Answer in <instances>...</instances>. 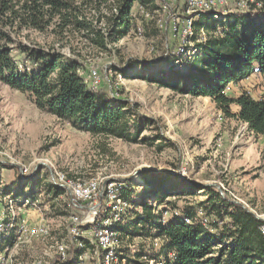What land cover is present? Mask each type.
<instances>
[{"label": "rangeland", "instance_id": "374dc122", "mask_svg": "<svg viewBox=\"0 0 264 264\" xmlns=\"http://www.w3.org/2000/svg\"><path fill=\"white\" fill-rule=\"evenodd\" d=\"M26 1L11 0L21 16L25 15L21 6ZM70 1L79 9V12L70 11L72 15L89 21L97 29L104 28L103 15L110 14L104 4L99 6L96 0ZM228 3L219 9L226 12L225 16L249 11L236 9L234 2ZM171 5L178 18L185 15L184 0H172ZM63 13L69 12L45 11L40 27L17 21L7 30L16 42L76 58L81 66L80 74L89 87L105 98L130 102L152 122L141 130L137 143L92 135L37 109L26 94L0 82V264H69L75 260L78 264H101L106 252L90 231L95 219L85 207L75 209L76 212L68 206L65 189L53 197L52 193L45 194L42 187H38L37 200H17L11 194H2L7 187L15 189L20 181L28 183L32 178L41 186L54 184L50 174L55 172L63 173L68 181L81 183L90 179L101 183L106 180L131 182L136 190L134 198L145 189V179L153 175L169 177L166 185L176 190H187L188 185H195L193 194L168 196L163 205L152 201L157 210L166 209L163 222L184 212H196L203 225L213 221L214 216H206L203 211L208 212V205L204 203L207 194L202 189L205 185L213 186L224 197L264 219V135L253 133L246 123L235 117V104L229 106L227 114L208 97L180 94L141 78L145 69L148 75L158 69L168 70L170 65L182 73L188 69L186 57L182 62L176 61L181 55L177 53L181 36L162 21L168 15L167 10H155L149 16L150 13L142 14L135 5L132 14L136 27L119 40L107 43L106 49L92 43L85 36L86 30L71 23L63 25ZM201 14L195 21L202 20ZM218 33V29L205 31L195 25L192 46L200 48L197 47L200 42ZM165 52L178 57L168 62L162 57ZM22 57V54L17 57L20 68L23 67ZM243 81L230 84L226 93L233 96L246 92L254 99L264 98V77L258 75L253 80ZM4 164L14 167L7 168ZM181 176L186 178L182 180ZM32 182L22 184L28 185L21 188L23 193L30 191ZM130 208L129 204L120 212L118 222H114L115 226L119 225L116 229L120 254L124 253L123 249H127L130 256L144 251L146 258L155 255L161 259L157 251L162 248V238L154 240V236H133L120 230L132 219L130 212L141 210ZM75 215L79 219L76 236L71 234ZM100 217L99 213L96 220ZM206 229L212 233L219 231L209 225ZM78 237L93 242L95 251L87 248L84 254L78 255ZM155 241L159 244L155 245ZM59 245L64 247V256L58 253ZM143 263L146 262L143 260Z\"/></svg>", "mask_w": 264, "mask_h": 264}, {"label": "trees", "instance_id": "16d2710c", "mask_svg": "<svg viewBox=\"0 0 264 264\" xmlns=\"http://www.w3.org/2000/svg\"><path fill=\"white\" fill-rule=\"evenodd\" d=\"M96 1L99 6L104 4L110 10L109 15H103L105 25L101 29L72 15L70 11L79 12V9L70 0H27L21 6L24 16L15 9L11 0H0V82L26 94L37 109L67 122L76 130L137 143L141 130L152 119L138 113L130 102L105 98L104 94L89 87L80 74L81 66L76 58L16 42L7 30L17 21L37 28L45 11L51 14L65 11L69 13L62 14L63 25L71 23L76 28L86 30L85 36L92 43L106 49L107 43L119 40L134 28L132 10L135 5L142 14L150 13L149 16L155 10H162L164 5V0ZM234 6L239 9L235 2ZM243 11L248 12L240 11L228 16L224 14L219 19L214 18L212 13L201 14L202 20L195 21L194 27L197 25L205 31L218 29L219 33L202 39L205 42L197 45L201 48H198L200 52L190 60L187 71L182 73L170 65L168 70L158 69L149 75L145 69L141 78L180 94L208 97L227 114L229 106L235 104L238 107L235 117L246 123L253 133L264 135V98L254 99L246 92L236 97L226 93L230 84H238L254 73L264 75V3L261 7L252 5ZM12 49L17 53H12ZM20 54L23 55L22 68L17 60ZM162 57L168 61L176 59L177 55L165 52ZM3 166L14 167L12 164ZM153 176L145 179V189L140 191L137 198H134V183H119L121 197L129 202L131 208L141 209L130 212L132 219L122 225L120 230L133 236L162 238V248L157 251L162 258L154 255L147 259L162 260L163 264H264V233L261 232L264 219L224 197L213 186L205 185L202 189L207 194L204 203L208 205V212L203 211L206 216H214L213 221L206 225L218 229L217 233L208 231L196 212H184L163 222L162 215L167 212L166 209L157 210L152 201L163 205L168 196L193 194L195 185H188L190 189L187 190H176L166 185L169 177ZM30 181H33L30 191L23 193L21 188ZM30 181H20L16 190L7 187L2 192L3 196L11 194L17 200H37L38 187H42L45 194L52 193L53 197L65 192L64 188L56 184L41 186L33 178ZM83 248L76 253L84 254L92 246L85 242ZM123 250V254H117V264H144V251L130 256L127 249ZM69 264L78 262L75 260Z\"/></svg>", "mask_w": 264, "mask_h": 264}, {"label": "bare ground", "instance_id": "6f19581e", "mask_svg": "<svg viewBox=\"0 0 264 264\" xmlns=\"http://www.w3.org/2000/svg\"><path fill=\"white\" fill-rule=\"evenodd\" d=\"M229 1L235 2V5L239 9H242V10H247L252 5L261 6L264 3V0H184L185 11H187V12H185L184 16L178 18V16L175 15V12H173V14H168L165 17V19H162V21L164 22L165 25L167 23V24H169V27L170 26L172 27L173 33L177 32L181 36L180 37L181 44L179 45V48L177 50V53L178 54L180 53L181 55H180V58L176 61L182 62L183 58L186 57L187 59L185 58L186 59L185 63L189 64L190 60L195 55L194 52L198 51V48H195L192 46L193 37L195 35L194 22H195L197 16L200 15L201 13H206V14L212 13L214 18L219 19L222 15H224L226 13V12H223L219 9L226 7L227 3ZM228 5H229V3H228ZM174 9L175 8L173 7V11H174ZM164 10H166V5L162 4V11H164ZM162 21H161V18H159V22H162ZM92 76H93V74H92ZM50 180L54 184L59 185L66 190V192L68 193V199H69L67 205L70 206L71 208H73L74 210L77 209V207H76V201L73 200V196H77V189L78 188H86L87 190H98L99 202H98V205H94L92 207V211H91L92 216H93V220L95 219V221H94L95 227L94 226L91 227L92 230H90V231L93 232V234H94L93 236H95V240L98 243V246H100L101 249H104L106 252L104 258L102 259L101 264H105L106 262L113 263L114 261L117 264L118 263L117 254H120V252H119V248L117 249L119 241L117 240L118 231H117L116 227H118L119 225L115 226L114 222H116V221L118 222V220L120 219V214H121L120 212L124 208L125 209L128 208V205H129L128 201L123 199L119 193V185L120 184L116 183V182H112V181L106 182L107 180L105 182L101 183V182L97 181L96 179H90L84 183H81L78 181H68L66 179L65 175L63 173H60V172L51 173L50 174ZM117 212H119V214ZM99 213L102 214V217H100V220L97 221L96 217L98 216ZM77 218H78V215L77 216L75 215L72 217V220L74 222V230H77V222L79 221V220L76 221ZM85 218H86V216H85ZM88 228H90V227H88ZM78 229H80V228H78ZM261 232L264 233V227L261 228ZM71 234L73 235V233H71ZM76 235H77V232L74 234V236H76ZM66 237L68 238V236H66ZM64 238H65V236H64ZM93 239H94V237H93ZM84 240H86V239H81L80 237H78L76 239V242L80 245L79 248H83ZM154 240H157V238H154ZM87 242H90V241H87ZM92 243L90 242L89 244L92 246V251L94 252L95 251V245ZM156 244H159L158 241H155V245ZM71 246H72V244H71ZM57 249H58V253L61 256H64V247L62 245H59L57 247ZM101 256H102V253H101ZM99 259H101V258H99ZM143 259L147 264L148 263L149 264H163L162 260L160 262H157L154 259H147L146 256H144V255H143ZM83 260H84V258H83Z\"/></svg>", "mask_w": 264, "mask_h": 264}, {"label": "built area", "instance_id": "2783aa9c", "mask_svg": "<svg viewBox=\"0 0 264 264\" xmlns=\"http://www.w3.org/2000/svg\"><path fill=\"white\" fill-rule=\"evenodd\" d=\"M171 1L172 0H164V4L166 5L167 14H173V7L171 5ZM185 12H187V11H185ZM165 26L169 27V24L166 23ZM73 200L76 201L77 209L85 207L91 212L92 207L94 205H98V202H99L98 190H87L86 188H78L77 189V196H73ZM78 220L79 219L77 218L76 221H78ZM21 232H22V230H21ZM76 232H77V230H74V222H73V224L71 226V233H73V235H74Z\"/></svg>", "mask_w": 264, "mask_h": 264}, {"label": "crops", "instance_id": "0c3cea01", "mask_svg": "<svg viewBox=\"0 0 264 264\" xmlns=\"http://www.w3.org/2000/svg\"><path fill=\"white\" fill-rule=\"evenodd\" d=\"M261 76V77H264V75H262V74H259V73H254L253 75H251L249 78H247V79H245V82H247V81H249V80H253L254 78H256L257 76ZM244 82V81H243ZM228 94V93H227ZM229 95V94H228ZM238 95H240V93H238V94H236V95H233L232 97H236V96H238ZM230 96V95H229ZM252 96V95H251ZM253 97V96H252ZM237 111H238V107H237ZM236 111V112H237Z\"/></svg>", "mask_w": 264, "mask_h": 264}, {"label": "water", "instance_id": "95a60500", "mask_svg": "<svg viewBox=\"0 0 264 264\" xmlns=\"http://www.w3.org/2000/svg\"><path fill=\"white\" fill-rule=\"evenodd\" d=\"M180 178L183 180V179H185L186 177H184V176H181Z\"/></svg>", "mask_w": 264, "mask_h": 264}]
</instances>
